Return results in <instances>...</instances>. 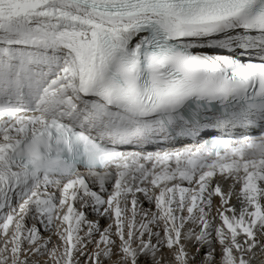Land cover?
Segmentation results:
<instances>
[{
    "label": "snow or ice",
    "instance_id": "6c2138e0",
    "mask_svg": "<svg viewBox=\"0 0 264 264\" xmlns=\"http://www.w3.org/2000/svg\"><path fill=\"white\" fill-rule=\"evenodd\" d=\"M264 0H0V264H256Z\"/></svg>",
    "mask_w": 264,
    "mask_h": 264
},
{
    "label": "bare ground",
    "instance_id": "6f19581e",
    "mask_svg": "<svg viewBox=\"0 0 264 264\" xmlns=\"http://www.w3.org/2000/svg\"><path fill=\"white\" fill-rule=\"evenodd\" d=\"M256 264H264V255L258 251L256 256Z\"/></svg>",
    "mask_w": 264,
    "mask_h": 264
}]
</instances>
